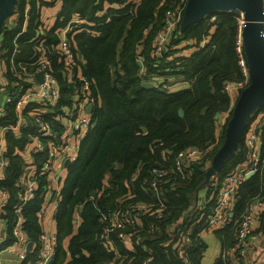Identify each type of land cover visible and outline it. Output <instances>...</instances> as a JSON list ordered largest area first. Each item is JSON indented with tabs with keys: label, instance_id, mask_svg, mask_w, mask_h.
I'll use <instances>...</instances> for the list:
<instances>
[{
	"label": "trees",
	"instance_id": "1",
	"mask_svg": "<svg viewBox=\"0 0 264 264\" xmlns=\"http://www.w3.org/2000/svg\"><path fill=\"white\" fill-rule=\"evenodd\" d=\"M181 1L16 0L7 16L14 18L0 25V61L6 80L1 87L16 80L17 87L24 90V81L13 67L21 63L27 71H33L35 65L30 63L42 44L60 86L59 108L72 102L73 79L67 77L69 68L55 48L67 24L76 17L80 20L70 25L65 38L82 75L91 82L95 102L91 127L80 141L76 160L67 165L54 214L56 247L48 264H143L148 258V264H201L205 243L198 233L214 204L213 186L246 164L244 135L255 123L261 163L239 186L230 224L215 230L221 252L236 257L235 264H246V259L230 248L234 243V219L253 197L264 192V106L246 120L238 150L222 159L215 177L208 182L211 201L200 210L194 209V196L208 180L206 163L227 138L232 110L223 85L243 79L235 51L240 16L235 11L221 10L187 25H182L181 19L158 56L155 41L164 12ZM55 3L59 11L48 24L43 14ZM185 49L193 50L186 55ZM137 60L142 62L144 74ZM145 78L169 83L183 79L190 81V87L177 92L161 87L146 89L141 86ZM221 113L227 116L217 134L216 115ZM12 121L11 116L0 118L3 124ZM26 138L21 133H6L10 165L3 185L10 192L8 216L17 201L13 182L21 170L19 155L11 153L14 146L22 147ZM190 147L202 150V154L191 157L190 174L182 178L174 172V163L178 154ZM155 166L167 172L157 186L161 202L148 186ZM46 183L41 177L35 195L22 208L34 248L20 264H37L39 260L42 226L37 212L46 201ZM138 203L148 206L139 209ZM103 211L131 215L134 223L127 222L103 240ZM77 212L81 221L75 229L72 218ZM257 213L264 229V205L257 208ZM168 225L173 226L171 230ZM118 232H123L125 241L117 237ZM182 234H186V243L178 247ZM127 241L130 246L125 244ZM214 264L231 262L219 255Z\"/></svg>",
	"mask_w": 264,
	"mask_h": 264
},
{
	"label": "built area",
	"instance_id": "2",
	"mask_svg": "<svg viewBox=\"0 0 264 264\" xmlns=\"http://www.w3.org/2000/svg\"><path fill=\"white\" fill-rule=\"evenodd\" d=\"M260 1L264 12V0ZM186 3L187 0H183L178 6L165 10L162 26L155 41V52L158 56L162 53L165 44L168 43L176 25L182 19ZM242 15L239 13L235 51L243 79L236 82H226L223 85V90L233 100L236 99L241 90L249 85L248 65L243 48L242 28L244 19ZM74 23H80V20L76 17L67 24L62 30L63 37L58 47L55 48L56 52L61 53L65 66L69 68L67 77L73 79L72 102L68 106H59L57 108L60 99V86L50 69L51 62L44 55V46L42 44H40L37 57L30 63L35 65L33 71H27L21 63H18L17 67L20 69L13 67L14 72L19 74L24 81V90L17 87V81H13L12 90L6 92L0 98V118H8L10 116L13 118L12 122L0 123V264L5 260L1 256L4 252L12 253L14 251L13 254L17 259L9 257L6 260L9 262L15 260L21 263L34 248V243L30 241L25 227L26 219L21 212L27 201L35 195L41 177H45L47 181L46 186H44L47 200L42 203L37 212L42 226V231L39 234V260L37 264H45L46 260L53 256L55 252L56 233L45 228L42 218L48 212V204L53 206L54 214L57 211L62 188L59 184L61 169L67 168L69 163L76 160L80 141L91 127V112L95 102V97L90 90L91 82L82 75L79 64L74 58L73 52L65 38L70 25ZM261 23L264 46V16ZM203 44L204 41L202 42ZM142 68L140 67V73L144 74ZM37 72L42 73L41 82H37L35 79L34 75ZM143 81H150L154 84V87H161L165 90L169 86L168 81H159L154 78H145ZM15 86L16 89L14 88ZM88 106H91L90 112H87ZM255 125V123L250 124L244 135L247 149L246 164L242 168L222 177L220 183H216L213 186L212 199L214 204L210 213L205 217L203 224L209 229H223L230 224L232 217L229 214V208L233 206L236 200L239 186L248 178V175L255 173L261 163L258 129L257 131L254 129ZM7 132L15 135L20 133L27 135L22 147L14 146L11 153V155H19L21 170L13 182L17 201L11 209L10 216H8L6 209L10 192L3 185L10 165L6 139ZM70 137L74 140L73 142L69 141ZM201 154L202 150L194 147L180 152L174 163V172L182 178L188 177L191 170L189 160L191 157L200 156ZM166 173L163 167L155 166L151 169L152 176L150 181H148V186L156 193L160 202L157 186ZM212 178V176H208L207 181L211 182ZM263 205L264 192L253 197L246 204L243 212L234 219V243L230 250L243 259H246L251 240L264 233V229L258 225L259 217L257 216V208ZM136 206L139 209H145L148 205L138 203ZM159 206H163V204L159 203ZM76 215L77 218L75 216L74 224L75 221L79 223V213L77 212ZM100 216L101 220L106 223L105 230L100 234V238L103 240L108 239L109 232L123 229L127 222L130 224L134 223L131 215L116 211H103L100 212ZM159 216H161V213H159ZM172 227V225H168V230H171ZM185 235H181L178 247H182L186 243ZM170 236L172 235L170 234ZM117 237L122 241L126 240L123 232H118ZM29 242H31L30 248L28 247ZM219 255L222 258L228 257L231 264L236 262V257L230 256L225 251L220 252ZM149 260L150 258L146 259L143 264H148ZM187 264L192 263L187 262Z\"/></svg>",
	"mask_w": 264,
	"mask_h": 264
},
{
	"label": "water",
	"instance_id": "3",
	"mask_svg": "<svg viewBox=\"0 0 264 264\" xmlns=\"http://www.w3.org/2000/svg\"><path fill=\"white\" fill-rule=\"evenodd\" d=\"M15 2L16 0H0V25L5 17L10 14L12 5ZM214 6L230 7L232 10L242 12L244 19L242 28L243 48L249 72V85L240 91L232 109L228 124L229 128H227V138L224 145L218 151V157H220L225 154L227 156L232 148L233 140L237 136L241 137L243 135L246 125L243 123L250 117L249 114L258 107L264 106V46L261 23L264 12L260 0H187L185 8L188 16L187 24L200 20L203 17L202 12ZM137 64L139 67H142L140 60H137ZM34 76L37 82L42 81V73L37 72ZM141 86L146 89L154 88V84L150 81H143ZM90 111L91 106H88L87 112ZM178 114L182 115L181 109L178 110ZM142 130L144 131L145 128L143 127ZM207 173L211 175L217 173V166L212 170H207ZM30 243H28L29 248ZM51 259L52 256L46 260L45 264H48Z\"/></svg>",
	"mask_w": 264,
	"mask_h": 264
},
{
	"label": "crops",
	"instance_id": "4",
	"mask_svg": "<svg viewBox=\"0 0 264 264\" xmlns=\"http://www.w3.org/2000/svg\"><path fill=\"white\" fill-rule=\"evenodd\" d=\"M58 11H59L58 10V3H55L53 8H51L50 10H46L44 12L43 17L46 19L48 24L53 22L54 17L57 15ZM202 16H205V15H202ZM12 18H14L13 15L9 18V20L7 22L10 23ZM187 18H188V16H187L186 12H184L183 18L181 20V24L182 25H187ZM191 50H193V49H189V51L186 52V49H185L184 53L186 55H189ZM3 72H4V64H3L2 61H0V98L6 92H8L9 91V87L12 86V83H10V86L7 84L8 86L6 85L5 87H1V86H3L2 84L5 83V81H6L5 77L3 75ZM189 87H190V81L183 80V79H177V80H172L169 83L167 91L168 92H177V91L189 89ZM237 97H238V95L236 96V99H234V100L231 97H229L230 100H231V104H230V109L231 110L233 109V107H234V105L236 103ZM255 111H252L249 115L252 116L255 113ZM226 116H227V113L217 114V118H216L217 134H219V130H220L221 126L223 125ZM243 124H246V122H244ZM241 137H242V135H241ZM241 137L237 136L233 140L234 142L232 144L231 150L228 152L229 154H233L235 151L238 150V142H239ZM225 156H226V154L218 157V153H217L214 156V158H212L211 160H208V162L206 163L207 170H212L215 166H217V172H218V169L221 166L220 162L222 161V159ZM215 174L214 173L212 175L210 174V176H212L214 178ZM66 175H67V168H62L61 169V180L59 181V184L61 186L63 185V181H64ZM61 182H62V184H61ZM207 190H208V181H205L204 184H202L200 186V188L198 189L196 195L194 196V201H192L194 209H199L200 210L208 202L211 201V197H210V195L207 194ZM46 200H47V196H46ZM232 207L229 208V214L233 218L234 213H233ZM47 211L48 212H46L44 214L43 218H42L43 224L44 225L46 224V220H47L46 216L50 217L49 222L51 221V219H53L54 224H55L54 211H53V206L51 204H48V210ZM190 214H191V211H189L187 213V215H190ZM75 216L77 218V215L74 214V216L72 218V222L74 221ZM257 216L259 217V213H257ZM80 221H81V218H80V215H79V223H80ZM79 223H76V221H75V224H74V222H73L72 223L73 228L76 229L79 226ZM259 223H260V221H259ZM76 224H78V225L75 226ZM260 228H262V227H260ZM215 230L209 229V228L204 226L201 229V231L198 233L200 239L205 243V249L203 251V255H202V258H201V264H214L215 259L218 257L219 253L222 250L221 242H220L219 238L217 237V235L215 233ZM125 244L130 246V241L125 242ZM248 257H249V259H247ZM8 263H10V262L5 261V262H2L1 264H8ZM245 263L246 264H264V233H263V235L257 237L256 239L251 240L250 246L248 248V252H247ZM18 264H20V262H18Z\"/></svg>",
	"mask_w": 264,
	"mask_h": 264
},
{
	"label": "rangeland",
	"instance_id": "5",
	"mask_svg": "<svg viewBox=\"0 0 264 264\" xmlns=\"http://www.w3.org/2000/svg\"><path fill=\"white\" fill-rule=\"evenodd\" d=\"M221 10H226V11H235V10H232V8H230V7H216V6H214V7H210V8H208V9H206L205 11H203L202 12V15H207V14H209V13H211V12H214V11H221ZM11 12H12V10H11ZM235 12H239L241 15H242V12L241 11H235ZM243 16V15H242ZM11 16H9L8 18H7V16L5 17V19H4V21L6 20V21H8L9 20V18H10ZM53 20V19H52ZM22 78V77H21ZM16 81V80H15ZM249 81V80H248ZM247 85H248V82H247ZM233 101V100H232ZM234 102V101H233ZM65 121H67V120H65ZM69 141L70 142H73L74 140L70 137L69 138ZM61 184H62V182H61ZM46 218H47V220H46V224H45V228L47 229V230H50L51 232H55V224H54V221H53V219H51V221L49 222V220H50V217L49 216H46ZM259 221H260V219H259ZM258 225H259V227H261V225H260V223L258 222ZM14 253V251L11 253V252H4V253H2L1 254V256L3 257V258H5V260H4V262L5 261H8V260H6V259H9V257L11 258V259H17V257L13 254ZM247 259H249V257L247 258ZM9 262V261H8ZM8 264H18V262L17 261H10V263H8Z\"/></svg>",
	"mask_w": 264,
	"mask_h": 264
}]
</instances>
